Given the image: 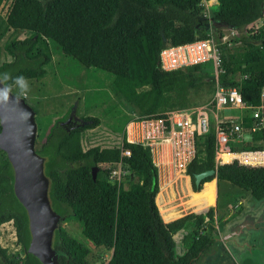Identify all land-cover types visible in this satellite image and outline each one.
<instances>
[{"label": "trees", "instance_id": "16d2710c", "mask_svg": "<svg viewBox=\"0 0 264 264\" xmlns=\"http://www.w3.org/2000/svg\"><path fill=\"white\" fill-rule=\"evenodd\" d=\"M4 1L0 0V7ZM202 1L12 0L6 17L0 16V38L12 28L32 32L5 44L12 59L0 65V76L9 74L7 84L13 85L18 76L26 80L44 79L52 62L46 42L54 41L65 54L85 66L113 74V87L123 104L137 111L138 115L125 123L120 141L110 147L85 148L82 132L97 127L101 120L87 116L85 119L93 120L92 123L80 126L73 121L64 123L72 106L64 116L48 123V129L43 122L38 128L42 145L37 151L45 158L52 207L61 215L60 222L71 218L82 221L88 243L112 250L104 264H237L218 240L216 224L223 222V218L215 217L214 191L200 204L207 194L202 195L205 181H212L214 176L205 178L198 186L197 173L216 169L218 183L229 182L249 192L256 201L264 200V165L231 162L238 155L218 163L216 132L211 127L209 132L198 135L197 155L187 169L196 194L193 202L187 203L192 210L166 222L156 202L160 174L152 151L126 137V126L135 117L163 116L169 110L188 108L196 101L193 88L197 84H206L210 89L215 75L205 69L206 63L166 71L159 57L164 47L205 39L212 28L219 38L224 28L237 31L231 38L232 47L222 44L221 84L240 88L247 104L262 103L264 20L257 29L251 25L264 19V0H213L218 9L211 11L210 19L204 15ZM14 87L11 90L19 95ZM255 122L245 110L246 130ZM230 145L234 151L264 150V126L249 130L248 137L239 145ZM124 150H129L130 155H124ZM261 153L243 152L241 160L259 164L264 162V152ZM120 163L128 173L119 182L109 176ZM104 164L108 165L104 167V177L97 175L94 180L92 168L99 166L100 170ZM14 182L12 163L0 148V225L13 222L17 243L25 252L20 260L21 256L0 244V264H43L29 251L32 239L29 215L15 193ZM205 209L206 213L201 212ZM180 232L178 240L176 234ZM88 243L58 225L53 236L57 264H93L88 259L91 253ZM250 250L245 254L244 264H264L260 246Z\"/></svg>", "mask_w": 264, "mask_h": 264}, {"label": "rangeland", "instance_id": "374dc122", "mask_svg": "<svg viewBox=\"0 0 264 264\" xmlns=\"http://www.w3.org/2000/svg\"><path fill=\"white\" fill-rule=\"evenodd\" d=\"M11 3L12 0H5L3 2L0 7L1 17H6ZM217 9L218 3L214 2L211 10L215 11ZM263 20L261 18V20L252 24L251 28L257 29ZM224 31L230 32L223 29ZM31 33L27 30L14 31L12 28L0 38V65L4 61L12 59V56L5 50V44L14 38H25ZM226 43L231 47L234 45L231 38H227ZM43 45H45V42ZM46 45L49 46L52 53V62L48 66L47 76L42 80H27L28 88L23 94H20L16 86L14 87V91L27 99L28 103L36 110L38 128L42 122L44 124L53 123L55 119L64 116L69 107L72 106L73 108L77 102L78 106L76 110L78 112H76L79 117L85 119L87 116H96L101 120L100 125L97 127L88 128L82 132L85 148L94 145L110 147L118 143L122 137L125 123L138 114L132 107L123 104L121 96L113 87L115 86L114 75L96 67L85 66L72 56L65 54L60 45L54 41L51 43L47 41ZM205 69L210 73H214V63L212 61L206 63ZM208 90V85L197 84L193 88V97L197 102L201 99H206L208 97ZM244 112L245 110L225 108L220 111V116L234 115L237 117L242 116ZM211 121L212 123L215 122L213 114H211ZM244 132L245 138H247L249 131L245 130ZM231 143L239 145V143H242V140H234ZM41 145L42 141L37 136V148H40ZM232 151L239 153L232 154V158L235 155L240 157L231 158V162L238 160L244 165H261L244 163L241 158L245 150L238 149L234 151L232 149ZM216 160L218 163L227 162H222L218 156H216ZM105 166L108 165H100L98 178L104 177ZM162 173L164 174H162V180L168 181L171 179V181L167 183L166 188H164L165 190L162 189L163 185L160 184V192L157 195L156 202L164 220L168 222L189 213L192 207L188 206L187 203L193 202L192 200L196 194L192 188L191 178L186 173L170 171H163ZM124 181L125 186L128 187L127 179ZM203 191L202 195L206 194V192L207 194L204 195L206 198L203 203H200L201 205L212 196L209 192L214 191V197L216 198L215 205L213 206L216 211L215 217L221 215L223 218V222H218L216 227L220 237L223 238V245L226 248L224 251L237 264H244L243 259L245 258L246 251L250 250L253 244L260 246V252L264 254V202L257 203L251 200L252 197L249 192L225 181L217 182V184L216 180L206 182ZM208 209L201 212L206 213ZM163 210H167L166 213H163ZM170 212H172V216L168 217ZM232 214L234 215L232 216ZM243 219L250 221L249 224L256 231L246 229L241 235L235 234L229 239L224 238V235L230 229L240 231V228H237V224L243 222ZM59 225L64 226L78 239L87 243L89 242L83 234L82 221L71 218L70 220L59 222ZM181 235L182 232L177 233L176 238L179 240ZM0 244L8 248L11 253L21 256L20 260L24 259L25 252L21 250L20 245L17 243L16 229L12 221L4 223L0 227ZM88 244L91 247L88 259L93 264H104L110 259L112 250L104 246L97 247L92 245V243Z\"/></svg>", "mask_w": 264, "mask_h": 264}, {"label": "built area", "instance_id": "2783aa9c", "mask_svg": "<svg viewBox=\"0 0 264 264\" xmlns=\"http://www.w3.org/2000/svg\"><path fill=\"white\" fill-rule=\"evenodd\" d=\"M213 3V0L201 2V5L205 7L204 15L209 19ZM224 29L230 32L224 31L221 38L216 36L212 28L205 39L169 45L160 52V64L166 71L183 69L210 61L214 63L215 82L210 87L206 99H201L199 102L194 101L188 108L169 110L163 116L135 117L126 126L128 141L141 143L151 149L154 162L159 168V174L161 164H164L170 172L187 174L189 164L197 155L198 135L209 132L211 127L216 132L217 156L222 150L233 152L230 143L246 137L244 132L246 128L243 125L244 113L237 117L234 115L221 117L222 109L247 110L256 120L248 131H255L264 126V88L261 93L262 103L252 105L244 101L240 88L224 86L220 82L219 76L224 72L222 44L226 43L227 38H232L237 34L234 29ZM211 114L215 118L214 123L211 121ZM244 152L262 154L264 150ZM123 154L130 155V151L124 150ZM259 164L264 165V162ZM127 173L128 171L120 163L117 168L112 169L109 177L120 182Z\"/></svg>", "mask_w": 264, "mask_h": 264}, {"label": "water", "instance_id": "95a60500", "mask_svg": "<svg viewBox=\"0 0 264 264\" xmlns=\"http://www.w3.org/2000/svg\"><path fill=\"white\" fill-rule=\"evenodd\" d=\"M0 87H4V84L0 83ZM76 109L77 102L64 123L73 121L77 123L76 126H80L93 122V120L79 117ZM0 123L2 127L0 148L7 153L12 163L15 172L14 190L29 215L32 234L29 251L36 255L43 264H57L53 236L61 220V215L52 207L49 197L50 179L45 173V158L37 151L36 111L24 97L11 90L9 99L0 101ZM98 172L99 166H94L92 168L94 180L97 179ZM216 174V169L197 173L195 175L196 184L200 186L202 180L210 176H214L211 180L215 178L217 184ZM251 200L256 201L253 197ZM256 202L262 203L264 200ZM249 222L244 220L237 224L240 231L230 229L224 238L229 239L235 234L241 235L246 229L256 231Z\"/></svg>", "mask_w": 264, "mask_h": 264}, {"label": "clouds", "instance_id": "9594fccd", "mask_svg": "<svg viewBox=\"0 0 264 264\" xmlns=\"http://www.w3.org/2000/svg\"><path fill=\"white\" fill-rule=\"evenodd\" d=\"M9 79L10 76L8 73H4L2 76H0V83L4 84V87H0V101H7L9 99V93L11 92L13 85L18 88L20 94H23L28 88L27 80L23 76L16 77L13 81V85L7 84Z\"/></svg>", "mask_w": 264, "mask_h": 264}, {"label": "bare ground", "instance_id": "6f19581e", "mask_svg": "<svg viewBox=\"0 0 264 264\" xmlns=\"http://www.w3.org/2000/svg\"><path fill=\"white\" fill-rule=\"evenodd\" d=\"M226 150H222L219 154H218V156H219V158L220 159H222L223 161H229L231 158H232V154H230V153H232V152H230V153H228L229 151H226ZM161 164V163H160ZM163 171H165V172H169V170H168V168L164 165V164H161V172H160V174H163L162 172ZM164 175V174H163ZM171 181V179L170 180H168V181H162V185H163V187H165V186H167V183L168 182H170ZM163 189V188H162Z\"/></svg>", "mask_w": 264, "mask_h": 264}, {"label": "flooded vegetation", "instance_id": "af4514ba", "mask_svg": "<svg viewBox=\"0 0 264 264\" xmlns=\"http://www.w3.org/2000/svg\"><path fill=\"white\" fill-rule=\"evenodd\" d=\"M71 123H72V121H71ZM73 124H75V122H73ZM218 240H219V242H221V243H222V245H223V241H222V240H223V238L219 237V239H218ZM223 247H224V249H226L224 245H223ZM254 247H255V245L253 244V245L251 246V249L253 250V249H254ZM250 251H251V250H250ZM246 252H248V251H246Z\"/></svg>", "mask_w": 264, "mask_h": 264}, {"label": "crops", "instance_id": "0c3cea01", "mask_svg": "<svg viewBox=\"0 0 264 264\" xmlns=\"http://www.w3.org/2000/svg\"><path fill=\"white\" fill-rule=\"evenodd\" d=\"M226 152V151H225ZM228 153H230V152H228ZM221 154V153H220ZM219 154V155H220ZM230 154H233L234 155V153L232 152V153H230ZM218 158H219V156H218ZM220 159V158H219ZM222 160V159H221ZM222 162H224L223 160H222ZM162 174H160V184L162 185ZM166 187V186H165ZM165 187H162V188H165ZM167 222V221H166ZM2 225H0V227H1Z\"/></svg>", "mask_w": 264, "mask_h": 264}]
</instances>
